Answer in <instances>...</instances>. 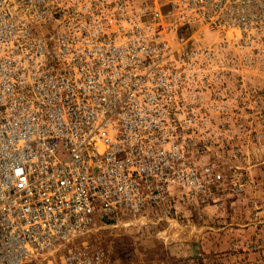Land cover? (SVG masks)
<instances>
[{"label": "built area", "instance_id": "1", "mask_svg": "<svg viewBox=\"0 0 264 264\" xmlns=\"http://www.w3.org/2000/svg\"><path fill=\"white\" fill-rule=\"evenodd\" d=\"M261 65L264 0H0V264H118L73 241L215 201Z\"/></svg>", "mask_w": 264, "mask_h": 264}, {"label": "rangeland", "instance_id": "2", "mask_svg": "<svg viewBox=\"0 0 264 264\" xmlns=\"http://www.w3.org/2000/svg\"><path fill=\"white\" fill-rule=\"evenodd\" d=\"M246 77L257 100L252 99L253 112L243 110L253 118L243 123L235 141L239 153L225 141L221 149L202 156L224 174L213 190L215 201L179 202L168 217L159 206L147 208L141 217L97 220L74 245L118 264H264V65ZM223 205L229 212L220 221L209 208Z\"/></svg>", "mask_w": 264, "mask_h": 264}, {"label": "crops", "instance_id": "3", "mask_svg": "<svg viewBox=\"0 0 264 264\" xmlns=\"http://www.w3.org/2000/svg\"><path fill=\"white\" fill-rule=\"evenodd\" d=\"M210 212H214L216 211V216L220 218V221H224L225 216H227V213L229 212L228 207L223 206H216V208L214 207H210L209 208ZM222 217V220H221ZM224 227H220L219 230H222Z\"/></svg>", "mask_w": 264, "mask_h": 264}]
</instances>
